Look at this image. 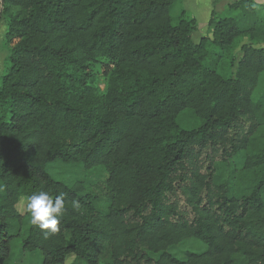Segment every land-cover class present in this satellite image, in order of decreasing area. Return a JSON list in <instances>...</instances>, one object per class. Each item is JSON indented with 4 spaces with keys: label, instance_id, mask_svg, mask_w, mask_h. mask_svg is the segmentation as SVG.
Segmentation results:
<instances>
[{
    "label": "trees",
    "instance_id": "16d2710c",
    "mask_svg": "<svg viewBox=\"0 0 264 264\" xmlns=\"http://www.w3.org/2000/svg\"><path fill=\"white\" fill-rule=\"evenodd\" d=\"M176 1L0 0V264L19 238L42 264H264V3L195 42ZM40 190L66 194L47 239L18 207Z\"/></svg>",
    "mask_w": 264,
    "mask_h": 264
},
{
    "label": "rangeland",
    "instance_id": "374dc122",
    "mask_svg": "<svg viewBox=\"0 0 264 264\" xmlns=\"http://www.w3.org/2000/svg\"><path fill=\"white\" fill-rule=\"evenodd\" d=\"M259 2L264 3V0H257ZM181 2V1H180ZM0 12H3V8L0 3ZM223 15L228 16L233 14L234 12L232 10H229L228 8L222 12ZM188 19H190L188 17ZM10 24L9 18L2 13L0 16V82L1 78L4 76V74L7 72L9 66H10V50L13 47L12 44L8 43L6 40V33L8 30ZM212 25L204 26V28H201V33L206 34V36L212 37ZM202 35H198L196 33L194 35V41L198 42L200 41ZM247 39H242L240 43H238L237 46L234 47L233 50V56L235 58L240 57V47L241 44L246 43ZM212 49L217 50V46H212ZM226 67L225 70L228 73H233V66L231 65V59L230 56H227L225 58ZM99 77V86L101 89L105 88V82L106 77L103 75L102 69L98 72ZM59 170L64 178H75V179H88L95 183H97L98 187H101L104 185V172L100 169H94L92 171H84L79 165L78 162L73 164H59ZM19 210L24 213L26 211V201H22L19 204ZM13 252L11 258L5 263V264H42V254L40 252H30L25 251L22 247V239H16L13 243ZM184 249H190V250H202L204 249V245L199 243L196 240H190L184 245ZM71 259H69L68 263Z\"/></svg>",
    "mask_w": 264,
    "mask_h": 264
},
{
    "label": "clouds",
    "instance_id": "9594fccd",
    "mask_svg": "<svg viewBox=\"0 0 264 264\" xmlns=\"http://www.w3.org/2000/svg\"><path fill=\"white\" fill-rule=\"evenodd\" d=\"M65 196L66 194L61 193L53 197L47 190H40L27 197L29 222L38 227L46 239L60 230V221L66 210ZM71 207L74 211H79L81 208L79 200L73 199Z\"/></svg>",
    "mask_w": 264,
    "mask_h": 264
},
{
    "label": "crops",
    "instance_id": "0c3cea01",
    "mask_svg": "<svg viewBox=\"0 0 264 264\" xmlns=\"http://www.w3.org/2000/svg\"><path fill=\"white\" fill-rule=\"evenodd\" d=\"M231 1L233 0H220L217 2H214V0H177L172 13L175 17H179L185 12L187 17L195 21L194 39L196 33L206 36V34L201 33V28L209 26L212 12L216 15H222V12L228 8V4Z\"/></svg>",
    "mask_w": 264,
    "mask_h": 264
},
{
    "label": "water",
    "instance_id": "95a60500",
    "mask_svg": "<svg viewBox=\"0 0 264 264\" xmlns=\"http://www.w3.org/2000/svg\"><path fill=\"white\" fill-rule=\"evenodd\" d=\"M2 3H3V0H2Z\"/></svg>",
    "mask_w": 264,
    "mask_h": 264
}]
</instances>
